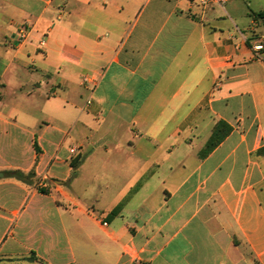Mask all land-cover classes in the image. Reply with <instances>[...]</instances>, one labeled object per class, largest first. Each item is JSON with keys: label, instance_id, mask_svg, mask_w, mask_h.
<instances>
[{"label": "crops", "instance_id": "0c3cea01", "mask_svg": "<svg viewBox=\"0 0 264 264\" xmlns=\"http://www.w3.org/2000/svg\"><path fill=\"white\" fill-rule=\"evenodd\" d=\"M242 1L0 0V264H264V1Z\"/></svg>", "mask_w": 264, "mask_h": 264}, {"label": "built area", "instance_id": "2783aa9c", "mask_svg": "<svg viewBox=\"0 0 264 264\" xmlns=\"http://www.w3.org/2000/svg\"><path fill=\"white\" fill-rule=\"evenodd\" d=\"M232 1V0H194V2L200 6V7H209V6H223L225 3ZM32 26L29 23H24L21 24L15 34V41L19 44L22 45L24 44L30 37V34L32 32ZM40 46H44L46 44V37L43 36L39 42ZM253 51L256 53H263L264 52V36L261 40L260 43L256 44L253 46ZM85 82H88V78H84ZM50 96H54L55 92L51 91ZM72 153L76 152V149H71ZM37 188H44L47 189V178H43L38 181L37 183ZM103 225H107L106 223L103 222Z\"/></svg>", "mask_w": 264, "mask_h": 264}, {"label": "trees", "instance_id": "16d2710c", "mask_svg": "<svg viewBox=\"0 0 264 264\" xmlns=\"http://www.w3.org/2000/svg\"><path fill=\"white\" fill-rule=\"evenodd\" d=\"M230 131H231V128L225 122H223V121L219 122L216 125V127H215V129H214V131H213V133L211 135V137L209 138V140L207 141V143L205 144V146L199 152V156L201 158L206 157L226 137V135ZM258 154L264 156V147H262V148H260L258 150ZM79 159H80L79 157L74 158L71 161V165L73 167H76L78 165V163L80 162ZM8 175H10L11 177L20 179V180L25 179L24 174L21 173V172H19V171L9 172ZM38 190L41 193H46L47 192V190L44 189V188H38ZM117 211H118V208L115 209V210H113L110 215L112 216V215L116 214ZM32 255L33 256H31L29 258L30 260L40 261L39 258H37L34 253Z\"/></svg>", "mask_w": 264, "mask_h": 264}, {"label": "rangeland", "instance_id": "374dc122", "mask_svg": "<svg viewBox=\"0 0 264 264\" xmlns=\"http://www.w3.org/2000/svg\"><path fill=\"white\" fill-rule=\"evenodd\" d=\"M264 0H247V1H242V3L238 6H236V13L242 14L246 9H255L259 6H261L262 2ZM227 8L229 10L230 15L233 17V2L227 5ZM39 262V261H38ZM41 263V262H40Z\"/></svg>", "mask_w": 264, "mask_h": 264}]
</instances>
